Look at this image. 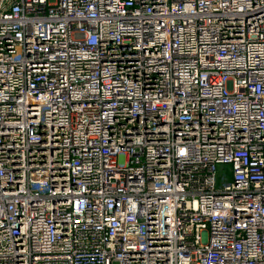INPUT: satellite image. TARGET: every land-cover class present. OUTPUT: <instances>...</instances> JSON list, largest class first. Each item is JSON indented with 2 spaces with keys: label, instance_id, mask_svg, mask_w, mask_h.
Wrapping results in <instances>:
<instances>
[{
  "label": "built area",
  "instance_id": "2783aa9c",
  "mask_svg": "<svg viewBox=\"0 0 264 264\" xmlns=\"http://www.w3.org/2000/svg\"><path fill=\"white\" fill-rule=\"evenodd\" d=\"M0 264H264V0H0Z\"/></svg>",
  "mask_w": 264,
  "mask_h": 264
},
{
  "label": "rangeland",
  "instance_id": "374dc122",
  "mask_svg": "<svg viewBox=\"0 0 264 264\" xmlns=\"http://www.w3.org/2000/svg\"><path fill=\"white\" fill-rule=\"evenodd\" d=\"M50 2H54L55 0H49Z\"/></svg>",
  "mask_w": 264,
  "mask_h": 264
}]
</instances>
